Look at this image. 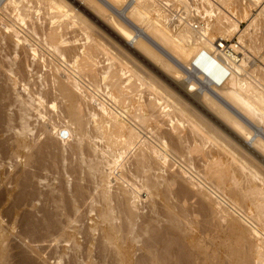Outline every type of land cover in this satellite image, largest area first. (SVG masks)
<instances>
[{
    "label": "bare ground",
    "instance_id": "1",
    "mask_svg": "<svg viewBox=\"0 0 264 264\" xmlns=\"http://www.w3.org/2000/svg\"><path fill=\"white\" fill-rule=\"evenodd\" d=\"M0 196L16 264H264V0H3Z\"/></svg>",
    "mask_w": 264,
    "mask_h": 264
},
{
    "label": "rangeland",
    "instance_id": "2",
    "mask_svg": "<svg viewBox=\"0 0 264 264\" xmlns=\"http://www.w3.org/2000/svg\"><path fill=\"white\" fill-rule=\"evenodd\" d=\"M250 9H254L253 7H251ZM255 9H256V7H255ZM246 24H247V22H246V20H242V22L240 23V26H241V29H244L245 27H246ZM237 41H236V37L235 38H232V39H230V41H228V43L230 44V43H236ZM119 121V123H121L122 124V122L120 121V120H118ZM4 197V198H3ZM12 199L14 200V198H13V196H0V201H2V202H0V224H1V226L3 227V229L5 230V237L7 238V244H8V250H9V254L12 256V257H14V258H11V262H10V264H16V261H18L19 262V259H20V257H21V253L20 252H23L22 251V246L23 245H21V244H23V243H26V241L27 240H25V238H22V236H23V233H21L22 232V228H21V224L20 225H18V223H19V221H20V218H21V212L23 211V210H21L20 212H13V211H11V210H13V202L14 201H12ZM195 201H196V199H194ZM193 200V202L191 201L190 203H194L195 201ZM11 204V205H10ZM11 207V209L9 210V208ZM245 207V206H244ZM8 208V212H7V209ZM26 210V209H25ZM4 211H5V214H3L4 213ZM8 214V216L10 215V213L12 214L11 216H10V218L12 217V219H11V222H9L8 221V219H9V217H7V214ZM23 213V212H22ZM6 215V217L8 218H6V217H4ZM16 218H18V220L16 219ZM200 218V217H199ZM16 220V222L17 223H14L15 222V220ZM201 219V218H200ZM18 225V226H20V228L18 227H16L15 225ZM7 230H6V229ZM16 228H17V230H16ZM19 229V230H18ZM9 230V231H8ZM8 231V232H7ZM17 231H18V233H17ZM18 234V235H16V233ZM20 234H22V236H20ZM20 236V237H19ZM19 237V238H18ZM22 240V241H21ZM21 245V248H19V249H17V247H19ZM24 246L27 248V245H25L24 244ZM24 246H23V248H24ZM16 248V249H15ZM52 248H53V246H50V247H48V249L46 248L45 250H44V253H43V255L42 256H46L47 254H49V252L52 250ZM21 249V250H20ZM28 249V248H27ZM27 249H25V252H27L26 250ZM19 250H20V252H19ZM47 251V252H46ZM20 254V255H19ZM19 258V259H18ZM36 259V258H35ZM36 260H39V258L38 259H36Z\"/></svg>",
    "mask_w": 264,
    "mask_h": 264
},
{
    "label": "built area",
    "instance_id": "3",
    "mask_svg": "<svg viewBox=\"0 0 264 264\" xmlns=\"http://www.w3.org/2000/svg\"><path fill=\"white\" fill-rule=\"evenodd\" d=\"M3 0H0V5L2 4Z\"/></svg>",
    "mask_w": 264,
    "mask_h": 264
}]
</instances>
